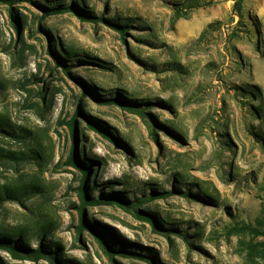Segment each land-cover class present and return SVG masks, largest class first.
Instances as JSON below:
<instances>
[{
  "label": "rangeland",
  "instance_id": "1",
  "mask_svg": "<svg viewBox=\"0 0 264 264\" xmlns=\"http://www.w3.org/2000/svg\"><path fill=\"white\" fill-rule=\"evenodd\" d=\"M0 121L26 135L0 132V197L36 187L0 202L17 246L55 242L57 264H264V0H0ZM30 150L40 163L5 156Z\"/></svg>",
  "mask_w": 264,
  "mask_h": 264
},
{
  "label": "trees",
  "instance_id": "2",
  "mask_svg": "<svg viewBox=\"0 0 264 264\" xmlns=\"http://www.w3.org/2000/svg\"><path fill=\"white\" fill-rule=\"evenodd\" d=\"M18 0H10V2H16ZM30 0H25V2H29ZM234 6L236 8H238V1H235ZM71 7H63L61 9H55V10H51L50 13H62L65 11L70 10ZM47 13V14H50ZM75 14L80 18L83 19L84 16L75 12ZM240 16V15H239ZM100 19V18H99ZM64 72L66 73V70H64ZM42 96H39V99H41ZM76 116V111H74L70 117V119L66 122V126H67V130L70 134V137L72 139V148L71 150L68 151L67 156L65 158V163L70 165V166H74V167H78V165H76L75 163V156L74 153L72 152V150H74V137H73V131H74V119ZM4 124L0 121V132L5 134L8 137L11 138H15V139H25L26 135L25 133H21L22 130H13V129H3ZM151 135H154L153 132H150ZM36 151V150H35ZM35 151H33L34 153L30 151H28L27 153H23V152H18V153H12V154H6L5 156L13 159V160H17V161H22L25 159H31L34 160L36 163H40V159H38L39 161H36V157L35 155ZM92 155L90 153H87V158L85 159L86 161H88L89 157H91ZM90 160V159H89ZM84 172H86V169H84ZM84 179L85 177L82 176L81 179H79L78 185H77V193H78V197L80 199V206L78 207L77 211L78 214L80 215L81 213V209H82V204L87 202V199L85 197H83V183H84ZM34 186L32 185H28V186H19L16 187V189L14 190H8L9 191V195L6 194L2 197H0V202L1 201H5V200H18L20 197H24V196H29L31 194H33L35 191ZM187 193H184V195H186ZM111 200H116L114 197L110 198ZM108 200V199H105ZM140 200H145V199H138L136 200L133 204H129V203H122V205L130 210H134L137 208V202H139ZM88 202L90 204H97L98 198L95 199H89ZM141 204H145V202H139ZM83 226L82 223V219L79 216V224L77 226V231L80 230V228ZM46 234V231L44 229L43 226H40L38 229V233L37 236H43ZM183 233H178V235L180 237H183L182 235ZM16 236H20L21 240L18 239V241L12 240L13 237ZM22 241L27 244V241L25 239V237L22 236V232L21 230H5V229H1L0 228V249L9 253L13 258L15 259H30V260H36L37 258H40L41 256L47 258L49 264H57L56 262V251L55 249L57 247H55L57 245V243L55 242H48L47 246L46 245H39L37 246V248L34 249H30V248H21L19 246H17V243H22ZM55 248V249H54ZM6 264V263H5Z\"/></svg>",
  "mask_w": 264,
  "mask_h": 264
}]
</instances>
